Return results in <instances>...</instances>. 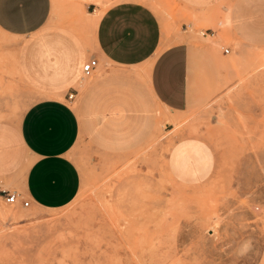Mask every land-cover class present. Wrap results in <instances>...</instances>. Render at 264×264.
Returning a JSON list of instances; mask_svg holds the SVG:
<instances>
[{
  "label": "rangeland",
  "instance_id": "obj_1",
  "mask_svg": "<svg viewBox=\"0 0 264 264\" xmlns=\"http://www.w3.org/2000/svg\"><path fill=\"white\" fill-rule=\"evenodd\" d=\"M53 1L45 32L66 29L91 41L86 3L102 9L114 0ZM147 1L169 42H194L210 58L200 62L203 102L157 115L143 140L124 147H100L81 134L70 154L81 184L63 206L0 198V264H264V41L238 33L231 13L240 6L258 33L264 0H222L201 15L176 0ZM27 38L0 29V122L15 124L40 97L16 67ZM107 65L100 59L84 83ZM183 138L203 144L205 165L210 153L207 177L171 173L167 154Z\"/></svg>",
  "mask_w": 264,
  "mask_h": 264
},
{
  "label": "crops",
  "instance_id": "obj_2",
  "mask_svg": "<svg viewBox=\"0 0 264 264\" xmlns=\"http://www.w3.org/2000/svg\"><path fill=\"white\" fill-rule=\"evenodd\" d=\"M176 1L199 15L222 2ZM96 6L93 1L85 6L86 23L93 29L87 41L66 29L45 32L53 0H0V29L14 36L28 35L19 43L16 67L40 93L15 124L0 122V181L30 204L59 207L75 197L81 173L70 154L81 134L100 147L135 144L150 131L157 115L189 111L205 98L198 78L200 62L210 58L194 42H169L147 0ZM98 10L103 11L96 22ZM231 13L238 33L264 41V26L252 32L240 6ZM91 57L108 65L84 83L82 65ZM76 83L84 87L81 93ZM75 89L74 98L68 99L67 93ZM173 148L167 164L177 178L196 181L210 174V153L206 151L205 165L201 150L206 149L196 139L183 138V147Z\"/></svg>",
  "mask_w": 264,
  "mask_h": 264
},
{
  "label": "built area",
  "instance_id": "obj_3",
  "mask_svg": "<svg viewBox=\"0 0 264 264\" xmlns=\"http://www.w3.org/2000/svg\"><path fill=\"white\" fill-rule=\"evenodd\" d=\"M225 52L229 51V47L224 48ZM98 59L95 57L88 58L87 60L84 61L82 65V77L84 78H89L93 75L95 68L98 66ZM74 92L75 90H72L71 92L67 93V98L68 99H73L74 98ZM0 196L8 203L10 204H21L23 206H28L30 205V200L25 198L20 192L16 190H11L8 187H3L0 183Z\"/></svg>",
  "mask_w": 264,
  "mask_h": 264
},
{
  "label": "bare ground",
  "instance_id": "obj_4",
  "mask_svg": "<svg viewBox=\"0 0 264 264\" xmlns=\"http://www.w3.org/2000/svg\"><path fill=\"white\" fill-rule=\"evenodd\" d=\"M100 15H101V14H99V16L97 17L96 22H97L98 18L101 17ZM227 20H228V22H229L230 19L227 18ZM97 67H98V66H97ZM97 67H96V68H97ZM96 68H95V70H96ZM0 198H2V197L0 196Z\"/></svg>",
  "mask_w": 264,
  "mask_h": 264
}]
</instances>
